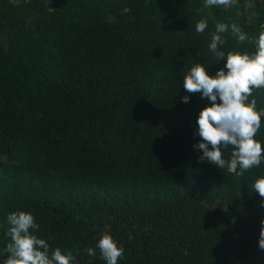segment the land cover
Returning a JSON list of instances; mask_svg holds the SVG:
<instances>
[{
    "label": "trees",
    "instance_id": "obj_1",
    "mask_svg": "<svg viewBox=\"0 0 264 264\" xmlns=\"http://www.w3.org/2000/svg\"><path fill=\"white\" fill-rule=\"evenodd\" d=\"M217 22L254 37L264 0H0V225L30 212L72 264H105L85 251L105 232L117 264H264V163L236 176L192 148L209 102L180 81L193 63L222 67L207 49ZM224 38L225 52L254 49ZM252 98L264 108V89ZM255 138L264 148V118Z\"/></svg>",
    "mask_w": 264,
    "mask_h": 264
},
{
    "label": "clouds",
    "instance_id": "obj_2",
    "mask_svg": "<svg viewBox=\"0 0 264 264\" xmlns=\"http://www.w3.org/2000/svg\"><path fill=\"white\" fill-rule=\"evenodd\" d=\"M233 0H203L204 6L228 7ZM207 21L200 19L194 24V31L202 33ZM234 36L237 41L251 39L254 49L251 52L221 50L225 44L224 34ZM207 49L214 60H222V67L209 74L208 65L193 63L183 74L180 86L188 92H198L209 102L197 113L194 122V135L199 137L192 145L199 152L197 162L226 169L228 173L241 176L245 171L264 163V148L256 134L261 128L264 108H257L252 97L257 89H264V30L249 37L235 23L217 22L210 32ZM188 95L180 97L187 103ZM230 148L227 158L222 150ZM252 191L258 194L260 207H264V175L252 182ZM257 248L264 252V217L260 219ZM4 235L8 238L3 251H0V264H72L73 254L59 247L50 250L49 243L36 235L39 229L30 212L10 211L5 214ZM105 264H117L123 258V248L112 236L105 232L98 236L95 246L88 247L86 254L95 255ZM6 254V256H5Z\"/></svg>",
    "mask_w": 264,
    "mask_h": 264
},
{
    "label": "rangeland",
    "instance_id": "obj_3",
    "mask_svg": "<svg viewBox=\"0 0 264 264\" xmlns=\"http://www.w3.org/2000/svg\"><path fill=\"white\" fill-rule=\"evenodd\" d=\"M247 5H248V3H247Z\"/></svg>",
    "mask_w": 264,
    "mask_h": 264
}]
</instances>
